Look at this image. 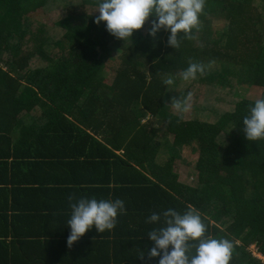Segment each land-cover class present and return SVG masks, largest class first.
Wrapping results in <instances>:
<instances>
[{
    "label": "trees",
    "instance_id": "16d2710c",
    "mask_svg": "<svg viewBox=\"0 0 264 264\" xmlns=\"http://www.w3.org/2000/svg\"><path fill=\"white\" fill-rule=\"evenodd\" d=\"M96 2L0 0V264H158L146 218L190 207L206 236L232 242L229 264H264L249 249L264 257V139L245 138L255 99L235 94L264 95V0H205L175 49L166 31L149 37V22L114 38L93 23ZM190 62L206 70L184 81ZM189 93L177 113L170 98ZM177 150L193 185L173 170ZM80 197L120 198L126 211L68 247L70 198Z\"/></svg>",
    "mask_w": 264,
    "mask_h": 264
},
{
    "label": "clouds",
    "instance_id": "9594fccd",
    "mask_svg": "<svg viewBox=\"0 0 264 264\" xmlns=\"http://www.w3.org/2000/svg\"><path fill=\"white\" fill-rule=\"evenodd\" d=\"M204 6L205 0H97L94 12L98 15L93 23H103L111 36L124 42L149 22V37L154 38L159 31H166L167 44L175 49L180 46L178 37L181 34L187 37L198 26ZM205 70L204 64L190 62L180 76L184 81L194 80ZM164 83L171 86L174 80L168 78ZM189 97L190 93L183 98L172 97L169 105L183 114L190 108ZM241 124L248 141L264 139V95L255 99ZM69 208L70 216L66 222L68 247L93 228L97 233L113 230L118 215L126 211L125 201L120 198L80 197L74 201L70 198ZM146 223L156 225L147 234L152 242L147 257H159L158 264H229L231 260L232 242L206 236V226L194 208L182 213L173 208L153 212L146 218ZM193 248L194 251H190Z\"/></svg>",
    "mask_w": 264,
    "mask_h": 264
},
{
    "label": "rangeland",
    "instance_id": "374dc122",
    "mask_svg": "<svg viewBox=\"0 0 264 264\" xmlns=\"http://www.w3.org/2000/svg\"><path fill=\"white\" fill-rule=\"evenodd\" d=\"M35 15L38 17L39 20H42V21H47L48 20V16H45V15H43L41 13L40 14H35ZM221 17L222 16H218V17H216L213 20V24H214L215 28H221L224 25L225 21ZM41 23H43V22H41ZM40 34L47 35L44 32V30H41ZM41 39L42 38L39 36V40H41ZM173 78L176 79V80L180 79L179 76H173ZM110 82H111V80L107 81V83H105V85L109 86ZM185 86H187V83L185 84ZM191 87H192L191 89L194 90L195 85H191ZM194 92L195 91H192V94H194ZM232 92L234 93L235 90L232 91ZM260 93H261V90H259L256 87H250V88L242 87V88H239L238 90H236V92H235L236 96L244 97V98L251 99V100L257 99L260 96ZM234 97H235V95H234ZM162 127H163V125H159L158 129L162 130ZM165 132H166L165 130L164 131L162 130V131L158 132L157 139L162 144H164L166 146V145L170 144V141H169L168 135ZM166 149L167 148H165V147L163 149H161V152L159 153V156L157 157V161L159 163H163L166 160V158H167V152L165 153ZM177 151H178L177 155H176V152H175V158L176 159H175V162L173 164V170L178 173L179 181L184 182V183L189 184V185H193L194 183H196V171L189 164H187V163H185L183 161V159L185 157L182 158L183 157L182 150L181 151L177 150ZM249 249L251 251H253L254 256L260 257V259L264 260L263 257H261L259 254L256 253L254 246H250Z\"/></svg>",
    "mask_w": 264,
    "mask_h": 264
},
{
    "label": "crops",
    "instance_id": "0c3cea01",
    "mask_svg": "<svg viewBox=\"0 0 264 264\" xmlns=\"http://www.w3.org/2000/svg\"><path fill=\"white\" fill-rule=\"evenodd\" d=\"M261 257H263L262 255H260ZM258 258H260V257H258ZM264 258V257H263ZM263 260V259H262Z\"/></svg>",
    "mask_w": 264,
    "mask_h": 264
},
{
    "label": "built area",
    "instance_id": "2783aa9c",
    "mask_svg": "<svg viewBox=\"0 0 264 264\" xmlns=\"http://www.w3.org/2000/svg\"><path fill=\"white\" fill-rule=\"evenodd\" d=\"M264 261V260H263Z\"/></svg>",
    "mask_w": 264,
    "mask_h": 264
}]
</instances>
